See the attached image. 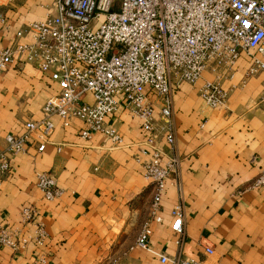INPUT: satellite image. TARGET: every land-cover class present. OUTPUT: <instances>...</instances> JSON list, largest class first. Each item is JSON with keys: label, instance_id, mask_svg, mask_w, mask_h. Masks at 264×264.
Instances as JSON below:
<instances>
[{"label": "crops", "instance_id": "0c3cea01", "mask_svg": "<svg viewBox=\"0 0 264 264\" xmlns=\"http://www.w3.org/2000/svg\"><path fill=\"white\" fill-rule=\"evenodd\" d=\"M54 1L0 0L10 23L0 24V50L18 39L28 21L44 18ZM251 63L243 50L231 67L208 66L196 82L174 86L175 151L181 161L178 178L163 192L160 219L151 212L154 183L142 164L149 155L141 151V117L124 105L108 117L123 136L115 145L100 132L81 136L79 117L65 126L52 115L55 128L45 148L38 149L35 137L26 151L12 156L0 179V225H21L22 207L32 204L48 237L22 250L0 245V264H41L42 254L45 264H171L136 244L146 219L157 251L196 257L200 264H264V185H251L264 168V72L247 74ZM215 77L229 92L225 107H211L200 95L204 81ZM59 89L29 62L0 71V151L8 133L22 134L27 120L43 116V105ZM161 145L167 148L163 140ZM43 170L56 176L63 189L59 197H44L37 184ZM179 200L183 233L172 228L171 209Z\"/></svg>", "mask_w": 264, "mask_h": 264}, {"label": "built area", "instance_id": "2783aa9c", "mask_svg": "<svg viewBox=\"0 0 264 264\" xmlns=\"http://www.w3.org/2000/svg\"><path fill=\"white\" fill-rule=\"evenodd\" d=\"M0 24L10 27L9 16L1 10ZM16 35L14 43L0 50V71L13 62H29L57 81L60 89L43 105L41 118L26 121L24 133L5 136L0 179L9 172L12 156L26 151L35 137L38 149L45 148L55 114L65 126L72 117L82 119L80 133L85 138L100 132L121 145L119 126L108 117L124 105L141 117L146 131L141 151L149 158L142 164L154 183L151 212L157 219L163 192L170 179L178 178L181 161L175 151L174 86L196 82L208 66L231 67L243 50L252 59L247 74L264 72V0H55L44 18L28 21ZM200 95L211 107H225L229 92L215 77L204 81ZM37 184L47 199L63 193L50 171H38ZM251 185H264V168ZM171 215L172 228L183 233L181 200ZM27 226H32L30 232ZM152 231L146 219L136 244L162 262L201 263L196 257L157 251L150 242ZM47 237L46 224L32 204L22 207L21 225H0V245L16 250L45 243ZM206 252L214 248L206 246ZM38 262L45 264L46 255Z\"/></svg>", "mask_w": 264, "mask_h": 264}, {"label": "rangeland", "instance_id": "374dc122", "mask_svg": "<svg viewBox=\"0 0 264 264\" xmlns=\"http://www.w3.org/2000/svg\"><path fill=\"white\" fill-rule=\"evenodd\" d=\"M119 5H117V8H118Z\"/></svg>", "mask_w": 264, "mask_h": 264}]
</instances>
